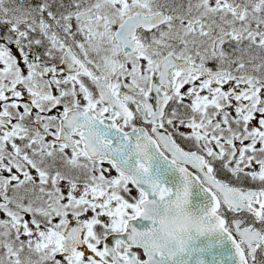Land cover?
<instances>
[{
  "label": "snow or ice",
  "instance_id": "obj_1",
  "mask_svg": "<svg viewBox=\"0 0 264 264\" xmlns=\"http://www.w3.org/2000/svg\"><path fill=\"white\" fill-rule=\"evenodd\" d=\"M213 235L264 264V0H0V264H209Z\"/></svg>",
  "mask_w": 264,
  "mask_h": 264
},
{
  "label": "water",
  "instance_id": "obj_2",
  "mask_svg": "<svg viewBox=\"0 0 264 264\" xmlns=\"http://www.w3.org/2000/svg\"><path fill=\"white\" fill-rule=\"evenodd\" d=\"M195 191H199L196 189ZM203 195V194H202ZM202 241L201 247H206L211 244L210 248H207L203 254L204 259L209 264H219L221 260L225 261V264H234L233 252L230 241H227L219 235L206 236L200 238Z\"/></svg>",
  "mask_w": 264,
  "mask_h": 264
},
{
  "label": "clouds",
  "instance_id": "obj_3",
  "mask_svg": "<svg viewBox=\"0 0 264 264\" xmlns=\"http://www.w3.org/2000/svg\"><path fill=\"white\" fill-rule=\"evenodd\" d=\"M197 217L186 206L175 208L171 215L164 218V230L179 235L181 230H194Z\"/></svg>",
  "mask_w": 264,
  "mask_h": 264
}]
</instances>
